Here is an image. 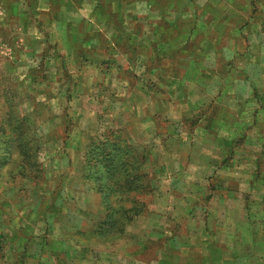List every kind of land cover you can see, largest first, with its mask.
Masks as SVG:
<instances>
[{"label":"rangeland","instance_id":"rangeland-1","mask_svg":"<svg viewBox=\"0 0 264 264\" xmlns=\"http://www.w3.org/2000/svg\"><path fill=\"white\" fill-rule=\"evenodd\" d=\"M1 3L0 128L20 117L34 156L0 130V264H264V190L231 173L198 182L197 129L223 116L255 124L264 0ZM224 75L238 90L222 106ZM108 130L146 153L154 193L119 239L102 242L91 232L101 195L81 168ZM259 142L232 151L231 168L248 167L243 151Z\"/></svg>","mask_w":264,"mask_h":264},{"label":"trees","instance_id":"trees-1","mask_svg":"<svg viewBox=\"0 0 264 264\" xmlns=\"http://www.w3.org/2000/svg\"><path fill=\"white\" fill-rule=\"evenodd\" d=\"M17 124L0 128L5 145L16 146L27 159L34 156L29 131L17 116ZM27 158V159H26ZM147 155L121 130H108L89 144L82 162V177L101 195V218L91 232L102 242L119 239L125 227L147 209L146 199L154 193L151 176L143 170Z\"/></svg>","mask_w":264,"mask_h":264},{"label":"crops","instance_id":"crops-1","mask_svg":"<svg viewBox=\"0 0 264 264\" xmlns=\"http://www.w3.org/2000/svg\"><path fill=\"white\" fill-rule=\"evenodd\" d=\"M2 3L0 4V10L3 8ZM228 76L229 75H224V78H222L221 90L219 86L218 90L216 91L217 92L216 98L222 99L220 102L222 106L229 105L230 101H234V98L232 96L233 95L236 96L235 92L238 90V89L234 90V88L231 85V80ZM209 91H211V89L208 87L206 93H209ZM255 92L258 95L257 96L258 99L260 97L259 96L260 92L259 90H255ZM252 113L255 114L253 115V121L255 120V124H257V126L259 127H257L255 124H247V126L236 125L234 121L232 122L229 119H227V116H223V118L218 119L217 125L215 127L214 125H212V123L210 126L207 124L203 125L198 123L197 125L198 126L197 128L198 129V182L199 179H204L205 176L210 175V178L212 179V178H218L220 176L228 177V175H230L231 173L235 175L239 174V176L242 177V179H247V180L249 179L248 182L252 190L254 191L264 190V170L263 171L260 170L258 165L260 160H264V106L259 105L257 110L256 111L253 110ZM240 114L241 116L246 115L245 109H243ZM244 137H245L244 142L241 143L236 142L238 138H244ZM259 140L262 143L259 142L260 144H258L259 147L258 152L252 154L251 151H249L248 149H244L243 151L245 156L248 158L245 161L249 162L250 165L248 167L243 166V168H237V166L235 168H231L232 165L228 164V161L230 160L232 161L231 152L235 151L241 146L248 148L249 145H256V143H258ZM224 148H228L225 150L226 152H224ZM223 152L226 154L222 156ZM227 156H228V160L226 159L225 163L221 165L222 161L225 158H227ZM223 166L226 167L227 171L222 170V168H224ZM220 174H224V175H220ZM201 176L202 178H200ZM224 190L227 193L224 195V197L222 196V199L225 197L229 198V190L227 189ZM224 190L219 189L218 191L217 190L215 191L219 193ZM219 195L221 196L220 193ZM257 205H258L257 208L258 213L262 215V217H264V199L260 198ZM221 221L215 220V224L220 225ZM262 221L246 219L247 226H249L250 228L251 227L254 228L255 226H260ZM237 225L239 226L238 222L234 223V226Z\"/></svg>","mask_w":264,"mask_h":264}]
</instances>
